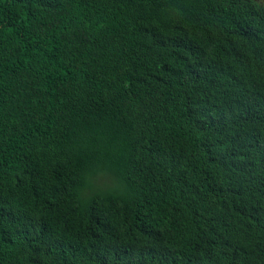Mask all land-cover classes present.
Masks as SVG:
<instances>
[{
    "label": "trees",
    "instance_id": "1",
    "mask_svg": "<svg viewBox=\"0 0 264 264\" xmlns=\"http://www.w3.org/2000/svg\"><path fill=\"white\" fill-rule=\"evenodd\" d=\"M0 264H264V0H0Z\"/></svg>",
    "mask_w": 264,
    "mask_h": 264
}]
</instances>
